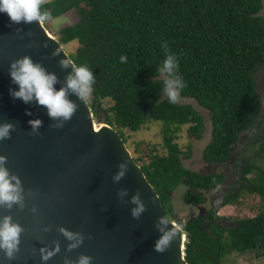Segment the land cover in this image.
<instances>
[{
	"label": "trees",
	"instance_id": "obj_1",
	"mask_svg": "<svg viewBox=\"0 0 264 264\" xmlns=\"http://www.w3.org/2000/svg\"><path fill=\"white\" fill-rule=\"evenodd\" d=\"M262 0H51L42 3L51 19L74 11L78 21L61 29L62 46L76 42L71 61L95 74L90 107L97 124L115 129L159 196L169 219L186 234L187 264H226L234 252L264 258V161L249 155L236 158L242 135L264 153V129L253 130L260 113L255 74L264 65ZM49 19V20H51ZM47 22V21H46ZM46 22H43L44 24ZM179 60L186 87L183 99H193L210 115L211 139L203 151L210 164L235 158L237 187L224 193L215 206L204 207V193L223 183L222 174H202L184 167L178 141L183 127L201 140L204 117L190 104H172L164 94L158 69L166 53ZM126 56L125 63L120 62ZM105 104H108L106 107ZM160 126V143L143 152L130 143L148 125ZM186 157L190 156L187 145ZM187 190L185 204L200 206L198 216L184 223L173 214L171 194ZM256 195L261 205L254 217L223 225L216 209L238 204L240 196ZM218 200V199H217ZM218 223V224H217Z\"/></svg>",
	"mask_w": 264,
	"mask_h": 264
},
{
	"label": "water",
	"instance_id": "obj_2",
	"mask_svg": "<svg viewBox=\"0 0 264 264\" xmlns=\"http://www.w3.org/2000/svg\"><path fill=\"white\" fill-rule=\"evenodd\" d=\"M53 51L61 54L53 57ZM26 55L57 75V89L63 86L71 68L62 70L58 61L71 59L59 42L42 23L10 24L0 14V124L15 126L10 139L0 141V156L7 158L6 167L24 187L22 206L0 207V218L11 216L23 229L19 251L12 260L0 252V264H42L41 249L57 245L59 252L46 264H76L81 255L91 257V264H187L185 232L169 219L118 132L96 124L87 99L71 95L77 110L62 128H55L44 108L11 98L9 89L15 86L9 66ZM35 119L42 121L38 133L28 123ZM120 163H126L128 171L114 183ZM121 189L128 191L123 200L117 197ZM136 192L146 207L139 219L132 218L133 205L128 203ZM162 218L167 221L160 223ZM168 227L172 239L158 251L154 245ZM61 228L80 233L83 243L69 250L71 241Z\"/></svg>",
	"mask_w": 264,
	"mask_h": 264
},
{
	"label": "clouds",
	"instance_id": "obj_3",
	"mask_svg": "<svg viewBox=\"0 0 264 264\" xmlns=\"http://www.w3.org/2000/svg\"><path fill=\"white\" fill-rule=\"evenodd\" d=\"M42 3L43 0H0V14L6 15L10 24L19 25L35 22L38 24L42 23L45 28L43 22L51 19V14L48 11H42ZM51 38L56 40L52 36ZM62 48L64 50L63 46ZM162 48L166 53V58L163 60L162 66L159 67L158 71L165 77L164 94L168 97L170 103L175 104L186 84L183 78L178 75V57L168 51L167 43H163ZM60 54L59 51L52 52L53 57H57ZM126 61L127 57L121 56L120 62L125 63ZM58 64L62 70L71 68V71L65 77L63 86L59 89L56 87L59 83L57 75L54 72H49L41 63L34 61L27 55L15 60L10 64L8 70L11 83L15 86L9 89V95L13 100L19 99L24 104L30 105L34 103L44 108L49 119L54 121L53 127L62 128L66 122L71 120L77 110V105L69 97L75 95L83 102L93 92L96 80L95 74L86 65L77 66L67 58L60 59ZM87 103L90 106L91 102L89 103L88 99ZM26 115L31 116L32 113L28 111ZM28 123L33 133H38L42 127V121L39 119L29 120ZM14 130L15 126L12 123L0 124V141L10 139L11 132ZM6 163L7 158L0 156V207L11 209L13 205H23L24 187L20 178L10 173L6 167ZM117 167L118 171L112 177L114 183H119L128 171L126 163H120ZM217 188H219V185ZM127 196L128 191L126 189H121L117 192V197L121 200ZM128 203L133 205L131 208L133 219H139L146 211L139 192L132 195ZM166 221L167 218H162L160 223H165ZM59 231L67 240L71 241L69 250L75 249L83 243V236L80 233H74L64 228L59 229ZM22 232V227L15 223L11 216L0 218V252L4 254L7 260H12L19 251ZM171 239L172 232L169 227L166 231L161 230V236L156 241L154 247L158 251H163L169 245ZM58 252V245L53 250L41 249L42 264H46ZM91 259L89 256L81 255L76 264H91ZM66 264H71V262L66 261Z\"/></svg>",
	"mask_w": 264,
	"mask_h": 264
},
{
	"label": "rangeland",
	"instance_id": "obj_4",
	"mask_svg": "<svg viewBox=\"0 0 264 264\" xmlns=\"http://www.w3.org/2000/svg\"><path fill=\"white\" fill-rule=\"evenodd\" d=\"M49 1L51 0H43V3ZM260 15L264 19V0H262V9ZM77 21L78 17L76 13L74 11H70L69 13H66L59 18H52L51 20H48L44 24V26L47 29L48 33L56 40H58V32L65 27L74 25ZM63 47L68 54L74 53L75 49L77 48V43L73 42ZM162 78L165 80L164 76H162ZM255 81L257 85V94L261 107L259 116L256 120L253 130L262 131L264 129V65L261 66L260 69L256 72ZM87 99L90 103L92 100V95L90 94ZM177 102L180 104L192 105L193 108L204 117V131L201 140H196L195 138H192L188 135V126L183 127L180 132V139L178 143L182 147L181 149L184 152V154L181 155L184 167L196 173L222 174L224 177L223 183L220 185L219 188L204 193V195L206 196V203L204 204V207L210 209L209 206L212 203L211 201H215L214 203L216 206L218 202L221 201L224 193L234 187H237L235 182L239 181V179L237 173L238 168L235 166V158H232L230 162L226 164H210L209 162L205 161L203 159V151L211 139L210 115L193 99H183L179 96ZM105 106L107 107L108 104H105ZM159 132L160 126L158 124H148L142 129L141 132L133 134V138L130 139L129 142L131 144L138 143L140 150L143 152H147L148 145H150L151 143H160L161 140H159L158 137ZM250 134L251 132H247L242 135L239 144L236 146V152L234 156L238 158L241 155H249L251 156V159L253 161H264V153L260 154L261 159H258L255 156V152L258 151L259 147H252L251 145H249L248 142L251 139V137L249 136ZM187 145L190 146L189 157L185 156V154H187ZM129 151L132 154V149ZM186 190L187 188L185 187V185H180L171 194L173 214L176 218L181 221V223H184L191 217L198 216L201 209L200 206H192L183 202V195ZM260 205L261 201L258 196L244 194L243 196H240L238 204L228 205L223 208L216 209L215 215L216 217H222L224 219L221 221L220 219H217L219 223L223 225H229L234 222L235 219L254 217L258 213ZM226 264H264V258L261 256L257 258L253 252L245 254L234 252V254L229 256L226 261Z\"/></svg>",
	"mask_w": 264,
	"mask_h": 264
}]
</instances>
